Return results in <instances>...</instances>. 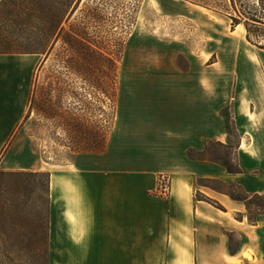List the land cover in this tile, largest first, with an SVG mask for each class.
Returning a JSON list of instances; mask_svg holds the SVG:
<instances>
[{
	"label": "crops",
	"instance_id": "1",
	"mask_svg": "<svg viewBox=\"0 0 264 264\" xmlns=\"http://www.w3.org/2000/svg\"><path fill=\"white\" fill-rule=\"evenodd\" d=\"M171 1L181 4L177 16L204 17L190 8L196 4ZM141 44L149 45L143 54ZM243 50L224 58L228 63L234 58V69H213L204 66L206 61L198 68L182 46L156 38L131 42L126 101L116 106L104 148L78 153L48 171L50 264H264L254 254L264 215L257 225L249 224L242 203L212 191L211 198L224 208L217 209L198 200L194 186L195 179L207 178L264 194V68ZM178 55L187 57L188 69L174 66ZM9 56L26 60H5L0 68L5 82L0 84V142L11 141L0 170L42 171L23 123L36 55ZM156 59L167 68H154ZM139 63L144 67L137 68ZM230 106V119L242 136L241 174L188 157L209 142H228L225 111ZM160 174L170 178L166 199L152 196ZM236 232L247 241L231 253L228 234Z\"/></svg>",
	"mask_w": 264,
	"mask_h": 264
},
{
	"label": "rangeland",
	"instance_id": "2",
	"mask_svg": "<svg viewBox=\"0 0 264 264\" xmlns=\"http://www.w3.org/2000/svg\"><path fill=\"white\" fill-rule=\"evenodd\" d=\"M192 1L198 7L190 8L204 16L200 20H192V14L177 16L181 4L171 0L80 2L49 52L31 57L32 80L23 123L33 137L34 149L41 160L43 170L38 172L49 173L78 153L102 151L114 127L116 106L126 101L130 70L128 47L137 38H156L182 46L198 68L205 61L204 66L213 69L236 68L234 58L229 63L224 58L237 53L239 47L248 58L257 56L264 68V0ZM200 7L210 11L209 15ZM228 39L232 44L227 43ZM147 47L148 44H141L138 52L143 54ZM81 48H85V55ZM24 58L0 55V68L5 66V60ZM84 59L85 75L80 72ZM161 65L167 68L158 59L154 61V68ZM174 66L188 69L187 57L176 56ZM136 67L144 66L139 63ZM0 84L5 82L0 80ZM232 114L230 106L225 111L228 142H209L202 152L207 158L218 160V164L220 158L229 154L231 164L242 168L239 145L235 148L242 136L230 119ZM10 143L0 142V159ZM218 144L232 147L227 149ZM22 172L31 171L0 170V264L44 263L45 247L33 242V236L38 231V213L42 211L43 216L46 215L47 180L22 176L19 174ZM195 191L197 196L205 192L208 196H204L215 201L211 190L198 187ZM152 196L155 197L153 193ZM6 237L14 241L18 238V241L8 243ZM246 241L242 233H232L229 251H238ZM254 245L255 260L264 262L263 231ZM47 251L50 264L49 249ZM251 257L254 260L253 255Z\"/></svg>",
	"mask_w": 264,
	"mask_h": 264
},
{
	"label": "trees",
	"instance_id": "3",
	"mask_svg": "<svg viewBox=\"0 0 264 264\" xmlns=\"http://www.w3.org/2000/svg\"><path fill=\"white\" fill-rule=\"evenodd\" d=\"M82 0H0V55H46L52 43L59 37L63 25L70 16L78 9ZM195 4L192 0H184ZM67 41V40H66ZM85 55V48H81ZM86 59L82 62L80 72L86 74ZM221 147H232L231 145ZM238 143L235 148L238 147ZM197 154V155H196ZM190 159L210 160L204 152H188ZM219 162V161H218ZM220 164L230 174H241L244 171L236 164H231L229 154L225 158H220ZM22 176L32 178H46L48 205L46 215L42 211L38 213V231L33 236V242L45 247L43 252V264H48V226H49V173L45 172H22ZM213 184L221 188H215ZM195 189L203 187L211 191L227 195L231 200L242 203L245 207V216L249 224L257 225L259 218L264 215V194H249L244 188L237 184H225L222 181L207 178H197L194 182ZM197 192V191H196ZM196 195L198 200L205 201L217 209L224 208L200 192ZM237 220L242 219L239 213L235 215ZM232 234V233H231ZM231 234H228L231 240ZM1 240V239H0ZM8 243L14 244L18 241L7 238ZM17 243V242H16Z\"/></svg>",
	"mask_w": 264,
	"mask_h": 264
},
{
	"label": "built area",
	"instance_id": "4",
	"mask_svg": "<svg viewBox=\"0 0 264 264\" xmlns=\"http://www.w3.org/2000/svg\"><path fill=\"white\" fill-rule=\"evenodd\" d=\"M157 187L153 192L155 197L163 198L169 195L170 178L168 175H160L157 179Z\"/></svg>",
	"mask_w": 264,
	"mask_h": 264
},
{
	"label": "bare ground",
	"instance_id": "5",
	"mask_svg": "<svg viewBox=\"0 0 264 264\" xmlns=\"http://www.w3.org/2000/svg\"><path fill=\"white\" fill-rule=\"evenodd\" d=\"M244 255H245V257H246L247 259L252 260V257H251V255H250L249 253H245Z\"/></svg>",
	"mask_w": 264,
	"mask_h": 264
}]
</instances>
